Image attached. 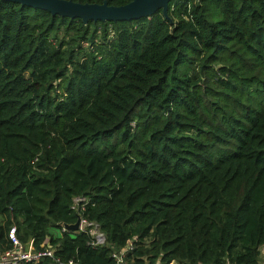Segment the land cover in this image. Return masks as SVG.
Listing matches in <instances>:
<instances>
[{"label": "trees", "instance_id": "obj_1", "mask_svg": "<svg viewBox=\"0 0 264 264\" xmlns=\"http://www.w3.org/2000/svg\"><path fill=\"white\" fill-rule=\"evenodd\" d=\"M167 15L84 23L0 0V255L15 225L76 264H114L129 242L131 264H258L264 0ZM78 195L106 244L62 230Z\"/></svg>", "mask_w": 264, "mask_h": 264}, {"label": "water", "instance_id": "obj_2", "mask_svg": "<svg viewBox=\"0 0 264 264\" xmlns=\"http://www.w3.org/2000/svg\"><path fill=\"white\" fill-rule=\"evenodd\" d=\"M22 5L47 10L52 14H59L70 18H80L84 23L93 21H130L142 17H149L161 9L167 18L168 3L170 0H131L130 2L114 6L108 5L106 0L102 3H80L72 0H10ZM79 219L66 228L77 230Z\"/></svg>", "mask_w": 264, "mask_h": 264}, {"label": "built area", "instance_id": "obj_3", "mask_svg": "<svg viewBox=\"0 0 264 264\" xmlns=\"http://www.w3.org/2000/svg\"><path fill=\"white\" fill-rule=\"evenodd\" d=\"M87 201L88 199L85 195H78L72 199L70 209L78 213L79 219L77 231L88 233L92 237L91 245L93 247L104 245L106 244V237L98 224L92 220L84 218L81 214ZM61 226L62 230H66L64 225ZM7 236L11 243V247L0 255V264H23L25 262L37 264L42 258H50V264H76L72 259L62 261L54 255L53 249L51 248L35 250L31 242L26 245L21 243L16 235L15 225L10 226ZM131 249L132 244L130 242L122 248H112L110 255L114 264H131L126 258ZM258 264H264V244L259 248Z\"/></svg>", "mask_w": 264, "mask_h": 264}, {"label": "rangeland", "instance_id": "obj_4", "mask_svg": "<svg viewBox=\"0 0 264 264\" xmlns=\"http://www.w3.org/2000/svg\"><path fill=\"white\" fill-rule=\"evenodd\" d=\"M55 234H60V231L58 228L55 229ZM172 264H174V262H172Z\"/></svg>", "mask_w": 264, "mask_h": 264}]
</instances>
